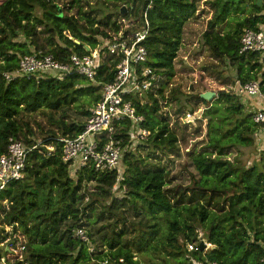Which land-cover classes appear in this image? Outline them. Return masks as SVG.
<instances>
[{
	"label": "trees",
	"instance_id": "obj_1",
	"mask_svg": "<svg viewBox=\"0 0 264 264\" xmlns=\"http://www.w3.org/2000/svg\"><path fill=\"white\" fill-rule=\"evenodd\" d=\"M60 1L0 0V156L11 138L35 147L24 177L0 191V217L13 228L0 247V264H141L136 254L149 264H262L264 129L253 120L254 106L248 99L253 96L240 95L235 85L233 90L218 91L212 101L200 94L193 97L196 105L206 106L207 134L199 149L195 145L186 153L196 172L189 185L168 187L166 167L142 157V151L152 159L158 153L175 154L186 139L171 126L173 117L163 111L162 101L199 0ZM262 1L246 8L243 1L207 0L213 16L201 43L212 57L235 70L234 84L258 81L264 92V60L258 52H240L244 29L260 30L264 25ZM146 10L147 64L161 79L150 90L129 96L144 120L139 127L129 119L114 124L113 136L122 146L118 169L97 172L72 166L63 160L57 138L78 136L85 120L70 121L67 111L75 106L83 119L91 114L102 86L114 78L117 59L108 54L94 80L74 73L60 79L47 73L40 80L17 76L8 82L4 73H17L21 56L40 51L61 62L74 53L87 54L86 46L100 47L102 53L113 35L143 29ZM246 11L249 15L232 23ZM171 94L177 112H184L182 91L175 88ZM42 109L52 113L50 119L53 113L62 116L52 123L58 132L38 141L31 137L34 132L24 116ZM196 110L194 106L190 112ZM142 130L149 131L146 138L141 137ZM201 130L200 125L195 134ZM47 145L55 146L49 156ZM243 147L251 149L247 160ZM78 228L85 230L88 242L75 237ZM202 240L212 246L189 251V244L199 246Z\"/></svg>",
	"mask_w": 264,
	"mask_h": 264
},
{
	"label": "built area",
	"instance_id": "obj_2",
	"mask_svg": "<svg viewBox=\"0 0 264 264\" xmlns=\"http://www.w3.org/2000/svg\"><path fill=\"white\" fill-rule=\"evenodd\" d=\"M150 5L148 6V8ZM144 28L125 36L124 33L113 35V40L107 49L101 53V48L90 49L87 54H72L68 62L58 61L52 54L42 51L21 56L17 73H4L9 82L17 76L35 77L43 79L47 73L62 79L69 74H77L94 80L102 60L108 54L117 59L114 67V78L105 83L101 90L100 100L92 107L91 114L85 119L84 130L76 137H59L62 143V157L65 162L81 167H92L97 172H107L119 168L122 158L121 141L114 138L115 123L131 120L137 127L143 122L144 116L138 114L129 96H136L150 90L160 81L161 76L148 66V50L144 41L149 33L147 10L143 13ZM125 19H123V22ZM258 52L264 60V30L245 28L241 36L240 52ZM236 90L240 95L258 97L264 100V92L258 81L245 84L238 82ZM253 120L264 129V108L254 110ZM188 116L190 113L187 114ZM186 115V116H187ZM185 119V118H184ZM104 133H107L104 137ZM142 135H149L148 130H142ZM143 138V137H142ZM35 147H28L16 138H11L7 151L0 156V191L11 182L20 180L28 164L31 151ZM46 156L55 150L54 145H47ZM121 177H118V181ZM75 237L88 242L89 237L84 229H76ZM205 250L211 247L206 240ZM208 244L210 247H208ZM24 249V247H23ZM189 251L200 249L197 244H189ZM264 264V255L261 258ZM194 264H203L195 262ZM216 264V263H213Z\"/></svg>",
	"mask_w": 264,
	"mask_h": 264
},
{
	"label": "rangeland",
	"instance_id": "obj_3",
	"mask_svg": "<svg viewBox=\"0 0 264 264\" xmlns=\"http://www.w3.org/2000/svg\"><path fill=\"white\" fill-rule=\"evenodd\" d=\"M228 1H243V6L246 8L255 2V0ZM63 2H66V0L60 1V3ZM95 2L96 0L92 1V3ZM198 6L199 11L197 16L186 24L183 44L180 48L178 58L176 59V74L171 81L172 83L166 86L164 92L166 99L162 101L163 111H168L173 117L171 126L178 132L181 138L185 135L186 139H182L179 144V150L175 152V154H170L169 156L159 155L158 153L157 156H155L156 159H152L147 157L148 152L142 151V157L146 158V160H149L151 163H159L166 167L169 173L168 180L170 181L168 187L186 186L191 183V175L196 172L194 167L191 166L190 161L188 162L186 153L195 145V148L199 149L202 140L206 139L207 119L203 118L206 106L202 103L196 105V99L193 97L198 94L201 95L206 91L215 92L217 97L218 91L223 89L233 90L236 85L234 84L236 80L235 70L221 60L212 57L207 47L201 43L202 34L207 29L208 20L213 16V9L207 4V0H199ZM86 9L88 10V8ZM71 12L74 13V11ZM249 13L250 12L246 11L244 15L235 16L232 19V23L234 24L237 19H242L246 15H249ZM222 28L223 26H220L219 29L221 30ZM156 84H159V81H157ZM175 88H179V90L182 91L183 95L180 100L187 103V106L184 108L186 114L183 119L180 117L184 112H177V102L174 101V97L171 94ZM194 106L197 107V112L191 113L190 109ZM77 110V107L72 106V108L67 111L68 120L74 122L85 120V118H81L82 115H80ZM188 113H190L189 116L187 115ZM51 115L52 113L50 114L48 109H42L36 113L24 116V120L29 123L31 130L34 132V136L31 137L38 141H43L44 138L49 137L50 133L53 131L58 132V129L52 123H55V119L62 116V112L53 113V119H50ZM184 124L187 125V128L183 127ZM200 125L202 130L199 134H195V131H197ZM147 136L142 135L141 137L146 138ZM259 144L260 141L258 140V145ZM242 150L245 151L244 160H247L251 149L243 147ZM135 153L137 154L138 151H135ZM229 157L233 159L234 154L229 155ZM93 185L94 184L90 183V187ZM124 192L125 189H123L121 193ZM87 200L88 199H86V201ZM3 203L5 206L9 205L6 201ZM2 219L3 216L0 217V247H4L9 240L7 237L13 232L12 226L5 224ZM208 247H210L209 244ZM164 254L165 253H162L161 255ZM136 255V259H139L141 264H149L142 255ZM149 256L152 258L158 257L153 254ZM1 259L3 260V258ZM192 263L194 264L195 262L192 261Z\"/></svg>",
	"mask_w": 264,
	"mask_h": 264
},
{
	"label": "water",
	"instance_id": "obj_4",
	"mask_svg": "<svg viewBox=\"0 0 264 264\" xmlns=\"http://www.w3.org/2000/svg\"><path fill=\"white\" fill-rule=\"evenodd\" d=\"M258 5L260 6L262 4L261 0H257ZM76 43L80 44L79 40H75ZM91 48L89 46H86V50L89 51ZM216 97V93L212 92V91H206L204 93L201 94V98L207 101H212L214 100V98ZM206 247L205 243H200V250H204Z\"/></svg>",
	"mask_w": 264,
	"mask_h": 264
},
{
	"label": "crops",
	"instance_id": "obj_5",
	"mask_svg": "<svg viewBox=\"0 0 264 264\" xmlns=\"http://www.w3.org/2000/svg\"><path fill=\"white\" fill-rule=\"evenodd\" d=\"M261 2H263L261 0ZM262 29L264 30V25L262 26ZM249 106H254L252 110H256L259 108H264V100L258 98V97H249ZM261 144H264V135H262Z\"/></svg>",
	"mask_w": 264,
	"mask_h": 264
}]
</instances>
